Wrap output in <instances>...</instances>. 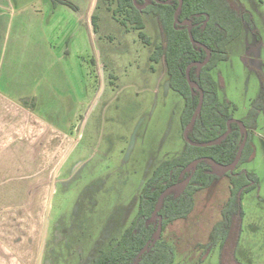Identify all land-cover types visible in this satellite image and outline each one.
I'll use <instances>...</instances> for the list:
<instances>
[{"label": "rangeland", "instance_id": "1", "mask_svg": "<svg viewBox=\"0 0 264 264\" xmlns=\"http://www.w3.org/2000/svg\"><path fill=\"white\" fill-rule=\"evenodd\" d=\"M20 1L15 0L16 6L24 5L19 11H41L42 28L55 47V54L46 56V76L55 68L63 74L57 97L75 113L61 161L52 169L31 172L30 178L9 179L8 186L19 193L8 194L9 203L14 202L5 209L0 205V219L23 225L28 213L25 240L29 238V247L37 240L30 264H94L135 216L142 183L163 160L182 151L184 100L171 88L163 62L150 60L160 41L152 14L143 15V31L151 40L146 45L104 0H91L87 19L77 5L81 0L70 1L77 7L69 18L63 14L66 5L53 9L55 0ZM239 1L254 29L245 21L239 28L229 27L228 34L241 32L225 46V60L210 70L219 98L234 105L230 114L237 120L260 95V77L264 79V0ZM68 69H73L71 82ZM250 138L253 157L238 170L254 173L257 183L237 193L243 213L236 264H264V110L258 112ZM30 164L31 170L38 168ZM232 179L221 174L195 193L185 218L168 224L164 237L172 248L171 264H219V244L204 251L221 220ZM12 227L4 228L10 233ZM106 256L105 264L111 261L110 253Z\"/></svg>", "mask_w": 264, "mask_h": 264}, {"label": "trees", "instance_id": "2", "mask_svg": "<svg viewBox=\"0 0 264 264\" xmlns=\"http://www.w3.org/2000/svg\"><path fill=\"white\" fill-rule=\"evenodd\" d=\"M104 1L114 15L119 14L120 23L136 30L138 37L146 45H150V38L143 31L144 12L156 18L160 29V41L154 44L150 60L156 63L163 62L171 88L184 100L181 114L182 130L189 122L200 94L199 90L194 85L190 86L187 81L186 70L190 65L189 78L202 89L204 96L201 110L188 129V138L193 142L214 140L226 132L227 122L230 131L225 138L211 146L198 147L184 141V147L178 155L163 160L142 183L138 192L137 212L130 224L108 252L96 257L97 261L94 264H105L108 253L111 261L107 264H171L173 252L166 242L164 231L169 223L185 218L193 208L195 193L209 187L220 176L214 173V166L208 159H214L223 166L233 162L243 138L239 123L242 122L247 130V140L236 167L225 173L233 178L230 196L223 205L221 220L211 230L210 240L204 251L207 252L215 244H219V264H236L235 249L241 234L243 213L237 193L240 191L241 194L257 183L254 173L238 170V167L252 159L254 154L250 134L256 127L258 112L264 110V79L260 77V95L253 100L245 117L237 120L232 119L230 114V110L235 108L234 105L227 99L219 98L218 86L210 70L220 60H225V46L241 32L238 29L235 34H228L229 27L239 28L241 22L245 21L254 29L248 12L239 0H213L214 2L181 0L175 21L174 13L180 0H169L168 3H159L156 0ZM55 2L76 8V5L68 0ZM137 4L145 6L141 10ZM222 15L226 18L225 21ZM184 20L190 22L189 28L195 43L190 41L188 26L179 24ZM207 50L210 51V58L200 67L198 64L206 59ZM197 158L202 159L196 167H188ZM191 174V178L181 190L172 187L163 195L159 209L153 214L162 192L167 187L182 183ZM159 224L161 225L159 239L152 244ZM146 243L148 246L141 253Z\"/></svg>", "mask_w": 264, "mask_h": 264}, {"label": "crops", "instance_id": "3", "mask_svg": "<svg viewBox=\"0 0 264 264\" xmlns=\"http://www.w3.org/2000/svg\"><path fill=\"white\" fill-rule=\"evenodd\" d=\"M90 2L81 0L77 4L86 19ZM57 5L62 4L55 2L53 9ZM23 7V4L16 6L15 0H0V188H3L0 205L3 209L14 202L9 203L8 194L19 193L8 186L9 179L30 178L31 172L52 169L61 161L64 143L69 147V121L75 113L57 97L63 74L55 68L49 78L46 76V56L54 55L55 47L42 28L41 11H19ZM65 7L63 14L69 18L73 8ZM72 73L73 69H68L69 82ZM71 89L76 91L73 86ZM30 163L38 168L31 170ZM27 214L23 225L0 219L15 227L0 224V264H30L34 253L30 249L36 251L37 240L34 247L33 243L29 247V238L25 240L31 224ZM8 226L13 229L10 233L4 228Z\"/></svg>", "mask_w": 264, "mask_h": 264}, {"label": "water", "instance_id": "4", "mask_svg": "<svg viewBox=\"0 0 264 264\" xmlns=\"http://www.w3.org/2000/svg\"><path fill=\"white\" fill-rule=\"evenodd\" d=\"M156 1L159 2V3H168V2H169V0H167V1H159V0H156ZM181 3H182V2H181V0H180V4H179L178 8L176 9V11H175V13H174V19H175V21H177V10L181 7ZM143 6H144V5H143ZM143 6H137V7H138L139 9H141ZM185 22H186V20H185ZM180 24H183V22H180ZM187 29H188V35H189V38H190L191 43H195V40H194V38H193V36H192V33H191V31H190V28L187 27ZM209 58H210V51L207 50V57H206V59H205L202 63H200V64H198V65H199L200 67L203 66V65H205V64L208 62ZM189 66H190V65H189ZM189 66L187 67V70H186V78H187V81H188V83H189L190 86L194 85L195 88H197V89L199 90V93H200V94H199V100H198V103H197V105H196V107H195V109H194V111H193V113H192V115H191V118H190L189 122L186 124V126H185V128H184V130H183V138H184V141H185V142H187V143H189L190 145H193V146L204 147V146L215 145V144H217L219 141H221L223 138H225V137L228 135V133H229V131H230V128H229V122H227L228 127H227L226 132H225L222 136H220V137H218V138H216V139H214V140H210V141H206V142H193V141H191V140L188 138V136H187L188 129L192 126V124H193L195 118L197 117L198 113H199L200 110H201L202 103H203V96H204V95H203V91H202V89H201L197 84H194V83L190 80L189 75H188V69H189ZM239 123H240V126H241V132H242V134H243V138H242V141H241L240 145L238 146L237 153H236V156H235L233 162L230 163L229 165L223 166V165L217 163L214 159H211V158L208 159V160L210 161V163L214 166V173H216V174H218V175H221V174H223V173H226V172H228V171L234 169V168L236 167L237 163L239 162L240 158H241V154H242L243 148H244L245 143H246V140H247V130H246V127L244 126V124H243L242 122H239ZM201 159H202V158H197V159L193 160V161L188 165V167L194 166V168H195L196 165H197V163H198ZM191 176H192V174H191V175H190L185 181H183V182L180 183V184H176V185H172V186H170V187H167V188L162 192L161 196L159 197V201H158V203L156 204V207H155V209H154V211H153V214H155V213L157 212V210L159 209V207H160V203H161V201H162V197H163V195H164V194H165L170 188H172V187H178L179 190H181V189L185 186V184L187 183V181L191 178ZM159 221H160V220H159ZM160 233H161V225L159 224V225H158V228H157V230H156V232L154 233V238H153V240H152V244L155 243V242L159 239ZM147 246H148V243H146V244L144 245V247H143L142 250H141V253H143V252L146 250Z\"/></svg>", "mask_w": 264, "mask_h": 264}, {"label": "flooded vegetation", "instance_id": "5", "mask_svg": "<svg viewBox=\"0 0 264 264\" xmlns=\"http://www.w3.org/2000/svg\"><path fill=\"white\" fill-rule=\"evenodd\" d=\"M145 1H147V0H145ZM137 6H143V5H141V4H137ZM144 6H145V4H144ZM143 6V7H144ZM143 7L141 8V10L143 9ZM183 22V24L182 25H184V26H188L189 27V25H190V22L188 21V20H186V22H185V20L184 21H182ZM180 24V23H179ZM150 38V37H149ZM150 44H151V40H150ZM224 174V173H223ZM222 174V175H223Z\"/></svg>", "mask_w": 264, "mask_h": 264}]
</instances>
